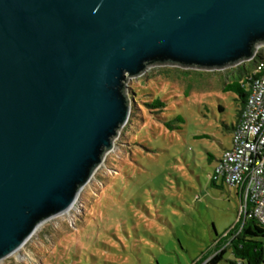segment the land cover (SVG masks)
Returning <instances> with one entry per match:
<instances>
[{"label":"water","instance_id":"water-1","mask_svg":"<svg viewBox=\"0 0 264 264\" xmlns=\"http://www.w3.org/2000/svg\"><path fill=\"white\" fill-rule=\"evenodd\" d=\"M264 47V0H0V262L67 213L129 123V80Z\"/></svg>","mask_w":264,"mask_h":264},{"label":"rangeland","instance_id":"rangeland-1","mask_svg":"<svg viewBox=\"0 0 264 264\" xmlns=\"http://www.w3.org/2000/svg\"><path fill=\"white\" fill-rule=\"evenodd\" d=\"M253 66L153 67L129 80L136 103L104 165L67 213L0 264H207L241 214L235 190L211 183L239 108L223 88ZM155 99L164 112L147 107ZM234 260L229 250L218 264Z\"/></svg>","mask_w":264,"mask_h":264},{"label":"built area","instance_id":"built-area-1","mask_svg":"<svg viewBox=\"0 0 264 264\" xmlns=\"http://www.w3.org/2000/svg\"><path fill=\"white\" fill-rule=\"evenodd\" d=\"M247 90L242 122L233 133L231 148L218 161L216 174L237 193L241 214L264 225V61L251 74Z\"/></svg>","mask_w":264,"mask_h":264},{"label":"trees","instance_id":"trees-1","mask_svg":"<svg viewBox=\"0 0 264 264\" xmlns=\"http://www.w3.org/2000/svg\"><path fill=\"white\" fill-rule=\"evenodd\" d=\"M264 61V48L259 50L254 60L251 62L254 64L251 70L247 68H240L239 78H235L233 81L226 83L223 91L225 93L232 92L237 95V102L239 108L237 110V122L231 129L234 133L240 126L243 114L246 109L247 99L249 92L247 85L249 78L253 72ZM188 74L193 71H187ZM187 74V73H186ZM133 103H136L134 97L131 98ZM150 110L155 113H162L166 110L167 104L161 99H155L150 103H146ZM178 121H182L181 117L177 118ZM166 125L171 127L167 121ZM172 128V127H171ZM214 159V157L210 156ZM221 181L224 184V179L219 178L216 174V168L214 174L211 176V183L217 186V183ZM249 214V213H248ZM264 225L261 224L256 218H250L244 214L240 215L238 224L233 230H231L224 238V240L217 243V251L215 255L207 262V264H218L224 260L227 251H231L235 260L231 261V264H264ZM208 259V258H207Z\"/></svg>","mask_w":264,"mask_h":264},{"label":"crops","instance_id":"crops-1","mask_svg":"<svg viewBox=\"0 0 264 264\" xmlns=\"http://www.w3.org/2000/svg\"><path fill=\"white\" fill-rule=\"evenodd\" d=\"M236 195H237V193H236ZM238 197V196H237Z\"/></svg>","mask_w":264,"mask_h":264}]
</instances>
